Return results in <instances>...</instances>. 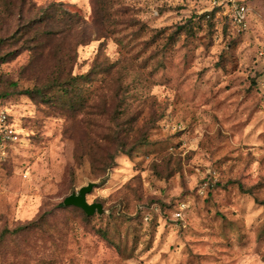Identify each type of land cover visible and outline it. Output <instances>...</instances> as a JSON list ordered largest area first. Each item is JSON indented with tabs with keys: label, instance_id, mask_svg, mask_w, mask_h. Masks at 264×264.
I'll use <instances>...</instances> for the list:
<instances>
[{
	"label": "rangeland",
	"instance_id": "374dc122",
	"mask_svg": "<svg viewBox=\"0 0 264 264\" xmlns=\"http://www.w3.org/2000/svg\"><path fill=\"white\" fill-rule=\"evenodd\" d=\"M244 3L239 30L212 0H0V232L35 223L0 264H264V0ZM88 182L86 218L63 199Z\"/></svg>",
	"mask_w": 264,
	"mask_h": 264
},
{
	"label": "built area",
	"instance_id": "2783aa9c",
	"mask_svg": "<svg viewBox=\"0 0 264 264\" xmlns=\"http://www.w3.org/2000/svg\"><path fill=\"white\" fill-rule=\"evenodd\" d=\"M213 7H219V11L229 23L243 30L246 28L248 17V6L244 0H212ZM258 56L264 61V44L258 50ZM17 139L14 131L8 123V113L0 101V148L4 147L6 141Z\"/></svg>",
	"mask_w": 264,
	"mask_h": 264
},
{
	"label": "trees",
	"instance_id": "16d2710c",
	"mask_svg": "<svg viewBox=\"0 0 264 264\" xmlns=\"http://www.w3.org/2000/svg\"><path fill=\"white\" fill-rule=\"evenodd\" d=\"M51 5H55V6H60L59 5V3H52ZM49 10L50 9H48V7L47 8H45V10L42 12V15H41V17L39 18V19H41V20H45L46 18H49L48 16H50V14L51 13H49ZM216 11H219V7H213V9H212V11L210 12V15H213L214 13H216ZM225 17V16H224ZM226 18V17H225ZM32 21V20H31ZM31 21H28V23H27V25L25 26V28H26V30H24L22 33H20L19 35H15V34H13L12 35V41L14 42V41H17L18 40V38L21 36V35H25V34H27V33H29V32H32L33 33V36H32V38H38L41 34H43V33H41V31H39L38 29H37V26H35V25H33V24H31ZM46 21V20H45ZM30 23V24H29ZM12 54L13 53H10V54H8V55H6V57L5 58H8V57H11L12 56ZM4 56V55H3ZM3 56H0V60H2V57ZM4 58V57H3ZM257 58H258V60H260V61H263V59L262 58H260L259 56H258V54H257ZM5 60V59H4ZM263 63H264V61H263ZM59 71H62V70H59ZM81 76V77H80ZM86 77V75H79V76H71V77H69L67 80H64V81H61V83H59V85L58 86H60V92L64 95V96H67V94L68 93H73V94H77V93H79V92H81V90H80V88H79V86H78V79H80V78H85ZM36 92H41V89H36L35 90ZM62 95V97H64ZM76 98H78L77 96H76ZM0 101H1V99H0ZM240 187V189H242L243 190V192H250L249 191V189H243L242 187H241V185L239 186ZM64 205V204H63ZM65 206V205H64ZM71 205H69V206H66V207H70ZM71 207H75V206H71ZM75 208H77V209H80V208H78V207H75ZM81 211H83L82 209H80ZM84 212V211H83ZM97 212H95L94 214H96ZM85 214V213H84ZM93 214V215H94ZM98 214V213H97ZM86 215V214H85ZM92 216V215H91ZM91 216H88V215H86L85 217L86 218H88V217H91ZM33 224H35V223H30V225H33ZM30 225H24V226H22V227H19V228H17V229H13V231L14 232H17V231H20V230H24V229H27ZM13 231H8L7 229H4V230H2L1 232H0V238H3V237H5V235H7L9 232H13Z\"/></svg>",
	"mask_w": 264,
	"mask_h": 264
},
{
	"label": "water",
	"instance_id": "95a60500",
	"mask_svg": "<svg viewBox=\"0 0 264 264\" xmlns=\"http://www.w3.org/2000/svg\"><path fill=\"white\" fill-rule=\"evenodd\" d=\"M95 182H88L86 185L81 186L77 192H72L63 199L65 206H75L84 211L88 216L93 215L95 212L101 214L104 212L103 205L100 202H88L86 196L92 191Z\"/></svg>",
	"mask_w": 264,
	"mask_h": 264
}]
</instances>
